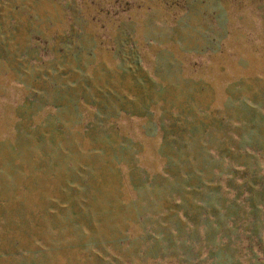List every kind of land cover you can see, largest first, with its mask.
<instances>
[{
	"label": "rangeland",
	"instance_id": "obj_1",
	"mask_svg": "<svg viewBox=\"0 0 264 264\" xmlns=\"http://www.w3.org/2000/svg\"><path fill=\"white\" fill-rule=\"evenodd\" d=\"M0 264H264V0H0Z\"/></svg>",
	"mask_w": 264,
	"mask_h": 264
}]
</instances>
